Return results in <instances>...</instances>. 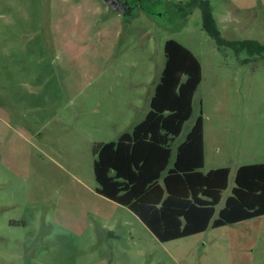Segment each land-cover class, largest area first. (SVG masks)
Here are the masks:
<instances>
[{"label": "rangeland", "instance_id": "rangeland-1", "mask_svg": "<svg viewBox=\"0 0 264 264\" xmlns=\"http://www.w3.org/2000/svg\"><path fill=\"white\" fill-rule=\"evenodd\" d=\"M185 1L0 0V264H264V214L163 242L96 190L93 145L144 118L170 38L202 65L173 149L202 109L203 169H231L215 215L264 162V56L219 46ZM209 1L222 37L264 43V0Z\"/></svg>", "mask_w": 264, "mask_h": 264}, {"label": "trees", "instance_id": "trees-1", "mask_svg": "<svg viewBox=\"0 0 264 264\" xmlns=\"http://www.w3.org/2000/svg\"><path fill=\"white\" fill-rule=\"evenodd\" d=\"M185 4L200 8L202 24L219 46L264 56V43L257 39L221 36L209 0ZM164 53L144 118L116 140L93 145L97 192L128 207L163 242L264 214V162H250L237 166L235 185L215 215L231 169L225 165L203 170L201 112L172 157L174 138L193 113L202 65L187 46L173 38L165 41Z\"/></svg>", "mask_w": 264, "mask_h": 264}, {"label": "crops", "instance_id": "crops-1", "mask_svg": "<svg viewBox=\"0 0 264 264\" xmlns=\"http://www.w3.org/2000/svg\"><path fill=\"white\" fill-rule=\"evenodd\" d=\"M200 112H201V114L203 113V110L202 109H200ZM199 115V114H198ZM198 115H196V117L198 116ZM202 116L204 117V115L202 114ZM196 117H195V119H196ZM194 119V120H195ZM203 137H204V166H206V164H207V149H206V134H205V124H204V118H203ZM177 146V145H176ZM173 151H174V149H173ZM175 154V153H174ZM243 164V163H242ZM225 165H227V164H219V165H217V164H215V165H213V166H210L208 169H206V170H204V171H207V170H209L210 168H214V167H218V166H225ZM240 165V164H239ZM238 165V166H239ZM228 166V165H227Z\"/></svg>", "mask_w": 264, "mask_h": 264}]
</instances>
